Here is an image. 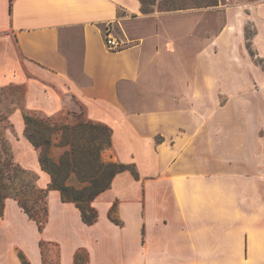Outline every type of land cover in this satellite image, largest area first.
Here are the masks:
<instances>
[{
    "label": "crops",
    "instance_id": "1",
    "mask_svg": "<svg viewBox=\"0 0 264 264\" xmlns=\"http://www.w3.org/2000/svg\"><path fill=\"white\" fill-rule=\"evenodd\" d=\"M233 2L209 43L180 30L179 10L163 14L168 30L142 32L140 0H0V86L23 85L25 109L65 116L61 85L138 171L114 176L90 225L55 189L41 230L6 198L0 264H47L50 247L52 264H264V0ZM247 24L262 65L246 53ZM128 26L132 43L108 48L103 30L127 37ZM10 119L23 134V109ZM10 143L47 188L37 150L24 135Z\"/></svg>",
    "mask_w": 264,
    "mask_h": 264
},
{
    "label": "trees",
    "instance_id": "2",
    "mask_svg": "<svg viewBox=\"0 0 264 264\" xmlns=\"http://www.w3.org/2000/svg\"><path fill=\"white\" fill-rule=\"evenodd\" d=\"M9 1L11 10L12 0ZM217 4L218 0H210L208 4L195 7ZM23 121V134L39 150L38 161L50 175V183L47 188L38 187L37 173L12 159L9 155L12 147L1 135L0 216L3 215L5 199L13 198L41 230L47 221L48 191L55 189L62 201L75 204L82 221L90 225L98 218V212L91 203L110 187L114 176L118 172L130 171L135 178L138 177L133 163L103 159L102 151L112 146V128L105 123L81 118L74 124H59L49 116L28 111H23ZM53 147L62 149L56 157L51 155ZM113 210L114 206L110 211L111 218ZM19 257L21 264H30L22 254Z\"/></svg>",
    "mask_w": 264,
    "mask_h": 264
},
{
    "label": "rangeland",
    "instance_id": "3",
    "mask_svg": "<svg viewBox=\"0 0 264 264\" xmlns=\"http://www.w3.org/2000/svg\"><path fill=\"white\" fill-rule=\"evenodd\" d=\"M140 1L142 2V8H141L142 14L148 15L146 18L144 17L145 20H143L142 22V27H141L142 32L148 33L152 31V29H154L153 28L154 26L157 27L158 25H161L162 28H166L168 30L169 20H167L166 18H163V14L165 15V13L170 10H179L176 12V14L180 15L181 17L178 16L176 18L175 23L178 24V26L180 27V30L191 32L194 34L200 31H202L203 33H207L208 35L207 39H203L202 42L207 41L209 43L212 42V39L214 38L216 33L220 30V28L222 27L223 23L226 20V11H225L226 8L234 4L233 0H219L218 4L215 6L195 7L200 4H208L210 0H140ZM186 8H192V11L190 12L192 13V17L183 16L184 15L183 10ZM202 18H203V21H201ZM153 19H156V22L153 21ZM159 19H160V22H159ZM127 29H128V32L130 33V35H128L127 37L126 35H124L125 33L124 32L122 33V30H120L117 27L114 30L110 29L112 35L115 36L119 42H120L119 37L123 38L124 42L122 43L121 47L131 44L132 43L131 39L135 37V35L131 34L133 33L132 32L133 27L128 26ZM103 31L105 33V29ZM253 31L254 29L249 24L245 26L246 41L244 43V47L246 49V53L249 54L257 64L262 65L261 61L258 58H256L254 49L251 46V43L249 40ZM185 56L186 55L181 57L182 62H185L186 60ZM182 72H185V69H183ZM186 73L189 74L190 71L186 70ZM160 77H162L160 80L163 81L164 76L161 75ZM53 89L61 92L62 106L65 107V109L68 111V115L58 116L60 112H62V110H60V112L57 113L58 115L50 116L44 110L40 108L25 109V104H26L25 86L15 85V84L0 86V117H1L0 118V136L2 135L3 138L7 141V143L9 142L11 147H12V144L10 143V140L20 141L22 140L23 135H24L16 131V129L14 128V124L12 123L10 119V116L13 113V111L18 108L23 109V111L36 113L39 116H43V117L49 116L51 117V119H53L59 124H64V123L74 124L81 118H87L82 114L83 113L82 107L79 106L76 99L72 97L69 93H66L65 90L61 88V85L60 86L53 85ZM157 140H160V139L158 138ZM110 148L104 149L107 151L106 157L104 156V150L102 151V157L104 160L115 161L116 158H114V155L112 154V150ZM61 151H62L61 148L53 147L51 150V155L53 157H56L59 155ZM37 152L39 155V150H37ZM9 155H11L14 161L20 164V162L17 161L16 155L14 153V149H12V154H9ZM20 255L21 254H19V256ZM82 255L83 254L81 253L80 255L81 258H82ZM44 258L47 261L46 262L47 264L54 263L56 259L55 248L50 247L48 249V252H46Z\"/></svg>",
    "mask_w": 264,
    "mask_h": 264
},
{
    "label": "built area",
    "instance_id": "4",
    "mask_svg": "<svg viewBox=\"0 0 264 264\" xmlns=\"http://www.w3.org/2000/svg\"><path fill=\"white\" fill-rule=\"evenodd\" d=\"M105 37V44L108 48L112 49V50H117L119 48H121L122 46V42H119L115 36L112 35L111 30L109 27H107L105 29V33H104Z\"/></svg>",
    "mask_w": 264,
    "mask_h": 264
},
{
    "label": "water",
    "instance_id": "5",
    "mask_svg": "<svg viewBox=\"0 0 264 264\" xmlns=\"http://www.w3.org/2000/svg\"><path fill=\"white\" fill-rule=\"evenodd\" d=\"M106 155H107V151H106V150H104V156L106 157Z\"/></svg>",
    "mask_w": 264,
    "mask_h": 264
}]
</instances>
